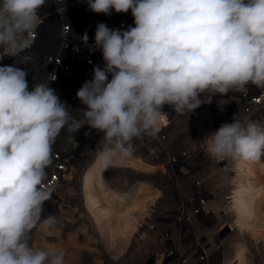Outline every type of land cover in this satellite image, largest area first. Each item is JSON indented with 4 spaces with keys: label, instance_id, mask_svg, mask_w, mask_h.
Listing matches in <instances>:
<instances>
[{
    "label": "clouds",
    "instance_id": "clouds-1",
    "mask_svg": "<svg viewBox=\"0 0 264 264\" xmlns=\"http://www.w3.org/2000/svg\"><path fill=\"white\" fill-rule=\"evenodd\" d=\"M44 5L0 0V59L18 58L0 66V264H65L63 251L29 243L38 223H58L42 213L52 198L44 181L61 130L78 133L87 125L86 134L102 133L97 160L106 170L115 154L132 155L134 138L155 136L164 105L184 115L216 94L244 91L249 84L264 88V0H88L94 13L131 10L135 27L97 25L94 47L105 63L77 91L86 105L77 118L49 86L56 77L29 90V72L16 66L33 59L22 53L35 41ZM80 39L88 46L86 31ZM201 94H207L203 100ZM207 150L217 159L260 161L264 128L233 116L210 133Z\"/></svg>",
    "mask_w": 264,
    "mask_h": 264
},
{
    "label": "rangeland",
    "instance_id": "rangeland-1",
    "mask_svg": "<svg viewBox=\"0 0 264 264\" xmlns=\"http://www.w3.org/2000/svg\"><path fill=\"white\" fill-rule=\"evenodd\" d=\"M30 63L22 69L28 71ZM247 119L264 128V108ZM161 160L133 163L117 153L106 170L97 156L89 160L81 182L60 191L58 223L52 228L38 224L34 246L63 251L65 264H178L187 253L181 242L188 239L220 243L214 264H264V157L248 162L217 159L208 152L201 158L203 171L187 173L163 170L157 165ZM242 181L250 215L240 222L234 195ZM201 200L206 201L208 228L186 216ZM163 232L170 234L174 249L168 256Z\"/></svg>",
    "mask_w": 264,
    "mask_h": 264
},
{
    "label": "built area",
    "instance_id": "built-area-1",
    "mask_svg": "<svg viewBox=\"0 0 264 264\" xmlns=\"http://www.w3.org/2000/svg\"><path fill=\"white\" fill-rule=\"evenodd\" d=\"M60 8L65 11L58 14L57 9ZM38 14L43 22L36 29V38L31 49L22 53L33 57L26 77L29 90L34 82L56 77L49 82V86L55 89L61 101L66 102L73 115L79 118V109H86V105L80 103L76 93L85 81L93 79L94 67L99 65L103 68L105 63L102 51L94 47L97 25L104 23L110 29L126 30L129 26L135 27L134 17L131 10L117 13L113 9L111 15L94 13L88 6V0H45V5L38 10ZM85 31L88 35V46L80 39ZM74 48L79 51H74ZM15 59L18 58L4 56L0 59V66L12 65ZM25 65L28 66V63ZM25 65L16 66L22 69ZM108 78L110 80L111 75ZM206 95L201 94L199 98L203 100ZM260 108H264V88L251 84L244 91L229 92L225 96L216 94L212 96L211 103L201 104L184 115L176 113L172 106L166 104L162 108L164 117L155 136L141 135L134 138L131 162L140 163L144 158L152 161L162 159L157 165L163 170L173 169L187 173L200 169L202 172L204 164L201 158L208 153L209 134L222 123L232 122L233 116L249 118ZM87 131V125L78 133L61 130L56 138L52 149V162L46 169L44 181L53 189V193L52 198L44 203L42 219L48 214L55 215L56 210L61 211L63 202L60 191L68 185L79 184L89 160L94 159L104 147L101 143L102 133L90 130V134H86ZM198 211L195 207L186 216L189 220L194 219ZM208 215L207 213L197 220L200 223L198 226H208ZM37 226L30 233L31 245ZM169 235L164 232L161 235L165 238L164 253L167 256L174 252L168 243ZM181 243L187 253L178 260V264H214L213 254L221 247L218 242L210 245L184 239Z\"/></svg>",
    "mask_w": 264,
    "mask_h": 264
},
{
    "label": "bare ground",
    "instance_id": "bare-ground-1",
    "mask_svg": "<svg viewBox=\"0 0 264 264\" xmlns=\"http://www.w3.org/2000/svg\"><path fill=\"white\" fill-rule=\"evenodd\" d=\"M88 184H89V181H87V184H86L87 186H85V188H86V192H85L86 195H89V190H88L89 186H88ZM192 188L195 189L196 191L199 190V188L198 187H195V186H192ZM245 188H246V185L242 181V187L240 188V192H238V193H236L234 195V204H235V206L237 208V211H238V214H239V217H240L239 220H241L240 222L245 221L247 215L250 213V208H249L250 206H248V203L246 202V198H245ZM199 194H200V192H196L195 193V196H197ZM199 196H200L199 199H204L201 195H199ZM205 205H206V201H204L203 203H201L200 201H198L196 203V207L199 209V211L195 214V217L193 216L194 217V219H192L193 222H195V220L197 221L198 219H201L202 217H204L208 213V210L206 209V206ZM32 246L35 247V248L37 247V245L34 246V242H32Z\"/></svg>",
    "mask_w": 264,
    "mask_h": 264
}]
</instances>
